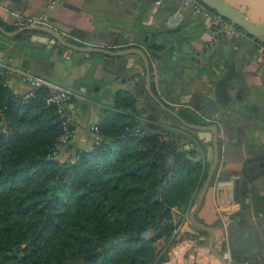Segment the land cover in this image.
<instances>
[{
	"label": "crops",
	"instance_id": "1",
	"mask_svg": "<svg viewBox=\"0 0 264 264\" xmlns=\"http://www.w3.org/2000/svg\"><path fill=\"white\" fill-rule=\"evenodd\" d=\"M228 1L253 19L264 20V0ZM0 23L8 30L39 24L75 46L110 51L63 46L42 30L15 36L0 31L1 61L76 92L70 107L75 119L71 143L77 148L92 146L99 136L92 126L99 127L114 110L136 115L149 130L151 120L182 123L150 93L142 56L114 53L143 50L153 93L186 120L218 126L219 163L197 219L213 227L215 248L227 264H264V55L259 51L264 38L233 22L239 34L228 26L215 34L212 20L187 0H0ZM23 38L43 40L48 46L25 45ZM8 77L16 95L30 89L21 78ZM184 127L181 149L195 150L207 175L214 157L213 131ZM203 183L189 209L175 207L185 217L182 229L170 241L159 240L164 255L155 264H223L209 246L210 233L189 227Z\"/></svg>",
	"mask_w": 264,
	"mask_h": 264
},
{
	"label": "trees",
	"instance_id": "2",
	"mask_svg": "<svg viewBox=\"0 0 264 264\" xmlns=\"http://www.w3.org/2000/svg\"><path fill=\"white\" fill-rule=\"evenodd\" d=\"M3 78L0 264L160 261L159 240L185 219L175 207L188 209L206 177L196 151L181 149L174 129L149 130L120 110L99 122L91 147L75 148L62 142L64 119L45 88L26 98Z\"/></svg>",
	"mask_w": 264,
	"mask_h": 264
},
{
	"label": "water",
	"instance_id": "3",
	"mask_svg": "<svg viewBox=\"0 0 264 264\" xmlns=\"http://www.w3.org/2000/svg\"><path fill=\"white\" fill-rule=\"evenodd\" d=\"M205 5L216 11L218 14L221 16L229 19L231 22L234 24L238 25L240 28H242L245 32L248 34L255 36V37H260L264 38V20L262 21H257L250 17L246 12H244L242 9L234 5L233 3L229 2L228 0H201ZM26 30H42L50 34L51 36H54L55 38L58 39L60 44L63 46H69L72 48H80L81 50H88V51H98V52H110L109 50H105L103 48H98V47H79L75 46L72 43H68L62 35L56 31L55 29H52L50 27L42 26L39 24H26L24 26H21L19 28H16L14 30H8L6 29L1 23H0V31L6 34L7 36H15L23 31ZM22 44L29 45V46H35V47H47L48 45L43 41V40H38L35 38H23L20 40ZM1 45V43H0ZM51 50H54V46H52ZM130 52H137L139 53L146 65L147 69V74H148V81L150 84V93L152 94L153 98L159 102V104L171 115H173L175 118H177L179 121H181L184 125L190 128H196V129H211L213 131V139H214V157L212 164L209 168V171L206 175L205 181L203 183V186L197 196L196 202L190 212V229H193V226L206 230L207 232L210 233V242L209 246L213 252H215L222 260L223 264H227L226 258L223 256V254L215 248V230L213 229L212 226L201 223L197 219V211L202 205V202L206 196V193L211 185L212 179L214 177V174L216 172L218 163H219V135H218V126L215 124L211 125H203V124H198L194 122H190L186 120L183 116H181L177 111L172 109L171 107L167 106L164 102L161 101V99L153 93L151 90V69H150V62L148 59V56L144 53L143 50L140 48H126L118 51H114L116 54H127ZM110 54V53H109ZM148 125L154 129H162V130H169V127H165L163 123L151 120L148 122Z\"/></svg>",
	"mask_w": 264,
	"mask_h": 264
},
{
	"label": "built area",
	"instance_id": "4",
	"mask_svg": "<svg viewBox=\"0 0 264 264\" xmlns=\"http://www.w3.org/2000/svg\"><path fill=\"white\" fill-rule=\"evenodd\" d=\"M187 2L191 3L195 9L212 20L215 34L221 33L226 26H228L232 32H235V34L241 32L231 21H228L217 12L211 10L201 0H187ZM259 51L264 55V45L259 46ZM0 71L4 76L3 84L5 85L9 83L8 75L17 76L30 85V89L25 94L26 98L33 96L37 88H45L48 91V101L53 102L56 105L60 116L64 119L65 131L61 137L62 142L67 143L73 138L75 124L70 103L77 94L72 88L33 72L30 69L7 65L1 60ZM71 125H73L74 128H72ZM91 129L97 134V136L100 135L99 127L97 125H93ZM140 134H143V132ZM180 229H182V224H179L176 227L175 233Z\"/></svg>",
	"mask_w": 264,
	"mask_h": 264
},
{
	"label": "rangeland",
	"instance_id": "5",
	"mask_svg": "<svg viewBox=\"0 0 264 264\" xmlns=\"http://www.w3.org/2000/svg\"><path fill=\"white\" fill-rule=\"evenodd\" d=\"M65 85H67V84H65ZM75 120V119H74ZM75 123V122H74ZM163 123L165 124V125H167V127H169L170 129L172 128V129H174V132H175V134L177 135V136H181V135H185V133H183V132H181V129L180 128H185L184 126L185 125H182V123H180V122H178L177 123V121H173L172 123H169V121H168V119L166 120H163ZM172 124V125H171ZM178 124V125H177ZM164 125V126H165ZM169 129V130H170ZM162 130V129H161ZM187 130H189V128L187 129ZM189 132V131H188ZM160 136H162V138H165V139H168V136L167 135H160ZM187 138V140H189L190 138H188V136L186 137ZM68 142H70L71 143V140L70 141H68ZM179 142V141H178ZM184 142V143H183ZM183 142H181V143H183V144H186L185 142H186V140L185 141H183ZM72 144V143H71ZM75 148H77V147H75ZM60 153L58 154L60 157H67V155L69 154V151L63 146V145H61L60 146Z\"/></svg>",
	"mask_w": 264,
	"mask_h": 264
}]
</instances>
